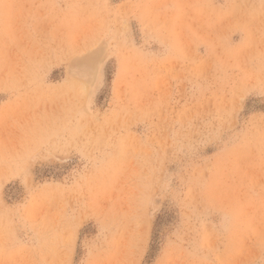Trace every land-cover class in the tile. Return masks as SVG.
<instances>
[{
	"label": "rangeland",
	"instance_id": "1",
	"mask_svg": "<svg viewBox=\"0 0 264 264\" xmlns=\"http://www.w3.org/2000/svg\"><path fill=\"white\" fill-rule=\"evenodd\" d=\"M0 264H264V0H0Z\"/></svg>",
	"mask_w": 264,
	"mask_h": 264
}]
</instances>
